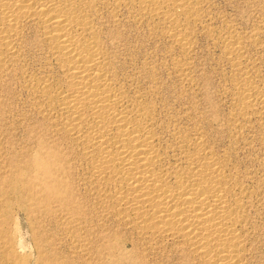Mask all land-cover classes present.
Instances as JSON below:
<instances>
[{
  "label": "bare ground",
  "instance_id": "bare-ground-1",
  "mask_svg": "<svg viewBox=\"0 0 264 264\" xmlns=\"http://www.w3.org/2000/svg\"><path fill=\"white\" fill-rule=\"evenodd\" d=\"M110 3L132 4L143 16L162 20L164 35L182 52L189 51L184 23L196 21L192 0H0V77L17 57L15 42L26 25L38 28L61 71L59 80L26 77L31 106L53 138L38 143L31 197L65 226L69 214L83 221L90 206L103 245L97 255L112 263L126 241L108 235L115 233L110 223L147 251L169 243L200 264H241L239 230L246 223L249 192L199 133L189 138L173 129L171 141L162 143L154 103L129 97L119 85L116 66L93 23L98 8ZM225 49L237 67L239 41L232 37ZM248 84V79L240 82L236 93L241 115L257 113L264 120V93ZM74 166L80 167L84 196L72 185Z\"/></svg>",
  "mask_w": 264,
  "mask_h": 264
},
{
  "label": "rangeland",
  "instance_id": "rangeland-1",
  "mask_svg": "<svg viewBox=\"0 0 264 264\" xmlns=\"http://www.w3.org/2000/svg\"><path fill=\"white\" fill-rule=\"evenodd\" d=\"M192 2L197 17L184 23L190 38L187 52L164 35L162 20L143 16L132 4L101 6L93 23L116 66L119 85L129 97L154 103L162 143L171 141L173 129L189 138L199 133L206 148L226 162L249 192L246 223L239 230L241 264H264V120L257 113L242 116L236 101L245 79L264 93V0ZM232 37L241 47L237 67L225 49ZM15 46L18 55L0 77V264H200L169 243L148 251L134 246L129 233L110 223L108 229L115 233L108 235L126 241L112 263L108 256L97 255L103 245L97 241L90 206H85L83 221L69 214L65 226L37 205L42 201L37 203L29 190L32 165L40 156V141L49 144L53 138L31 106L27 78L51 75L59 80L61 71L35 26H24ZM70 176L84 196L80 167H71Z\"/></svg>",
  "mask_w": 264,
  "mask_h": 264
}]
</instances>
